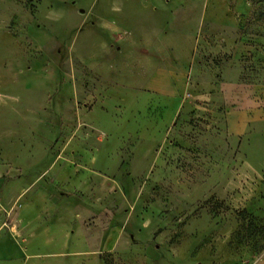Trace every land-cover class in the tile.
Segmentation results:
<instances>
[{"label": "rangeland", "instance_id": "374dc122", "mask_svg": "<svg viewBox=\"0 0 264 264\" xmlns=\"http://www.w3.org/2000/svg\"><path fill=\"white\" fill-rule=\"evenodd\" d=\"M264 0H0V264H264Z\"/></svg>", "mask_w": 264, "mask_h": 264}, {"label": "crops", "instance_id": "0c3cea01", "mask_svg": "<svg viewBox=\"0 0 264 264\" xmlns=\"http://www.w3.org/2000/svg\"><path fill=\"white\" fill-rule=\"evenodd\" d=\"M224 123L227 134L238 137L252 121L264 119V85L222 83Z\"/></svg>", "mask_w": 264, "mask_h": 264}]
</instances>
